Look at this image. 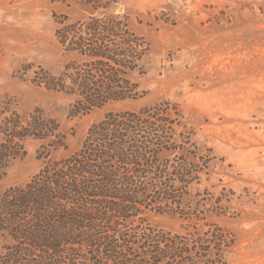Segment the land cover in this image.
<instances>
[{
    "label": "trees",
    "instance_id": "16d2710c",
    "mask_svg": "<svg viewBox=\"0 0 264 264\" xmlns=\"http://www.w3.org/2000/svg\"><path fill=\"white\" fill-rule=\"evenodd\" d=\"M85 16L56 21L55 38L72 58L54 76L33 82L71 98L73 115L143 96L148 46L129 27L121 0H78ZM176 104L108 111L91 125L80 148L60 159L59 124L41 111L21 118L0 101V180L40 141V170L24 184L0 191V264H227L235 243L212 217L225 215L208 188L214 157L192 140ZM149 213L181 222L172 231L151 225Z\"/></svg>",
    "mask_w": 264,
    "mask_h": 264
},
{
    "label": "rangeland",
    "instance_id": "374dc122",
    "mask_svg": "<svg viewBox=\"0 0 264 264\" xmlns=\"http://www.w3.org/2000/svg\"><path fill=\"white\" fill-rule=\"evenodd\" d=\"M121 12L148 46L143 73L131 75L144 94L73 115L71 98L33 78L40 70L58 75L72 58L55 30L61 16L69 22L85 16L78 0H0V101L23 119L39 110L59 124L66 147L52 159L77 151L108 111L176 104L197 147L214 157L209 181L203 177L197 189L208 188L226 208L211 220L235 237L227 264H264V0H121ZM39 146L23 143L26 154L6 169L0 191L40 170ZM146 219L180 230L170 215Z\"/></svg>",
    "mask_w": 264,
    "mask_h": 264
}]
</instances>
